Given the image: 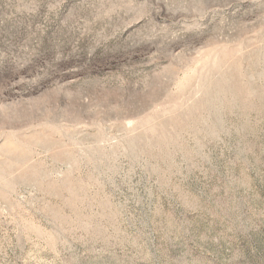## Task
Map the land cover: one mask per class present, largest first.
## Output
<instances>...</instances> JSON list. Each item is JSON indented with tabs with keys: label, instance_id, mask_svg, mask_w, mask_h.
Here are the masks:
<instances>
[{
	"label": "rangeland",
	"instance_id": "374dc122",
	"mask_svg": "<svg viewBox=\"0 0 264 264\" xmlns=\"http://www.w3.org/2000/svg\"><path fill=\"white\" fill-rule=\"evenodd\" d=\"M0 264H264V0H0Z\"/></svg>",
	"mask_w": 264,
	"mask_h": 264
}]
</instances>
